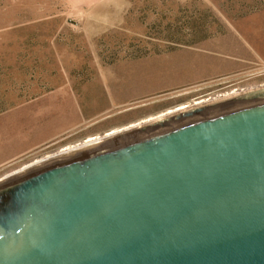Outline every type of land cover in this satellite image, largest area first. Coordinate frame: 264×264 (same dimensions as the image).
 Masks as SVG:
<instances>
[{
	"label": "water",
	"instance_id": "1",
	"mask_svg": "<svg viewBox=\"0 0 264 264\" xmlns=\"http://www.w3.org/2000/svg\"><path fill=\"white\" fill-rule=\"evenodd\" d=\"M155 120L1 182L0 264H264V85Z\"/></svg>",
	"mask_w": 264,
	"mask_h": 264
},
{
	"label": "rangeland",
	"instance_id": "2",
	"mask_svg": "<svg viewBox=\"0 0 264 264\" xmlns=\"http://www.w3.org/2000/svg\"><path fill=\"white\" fill-rule=\"evenodd\" d=\"M262 15L264 0H0V183L90 137L264 85L255 59L227 66L211 50L232 20Z\"/></svg>",
	"mask_w": 264,
	"mask_h": 264
},
{
	"label": "crops",
	"instance_id": "3",
	"mask_svg": "<svg viewBox=\"0 0 264 264\" xmlns=\"http://www.w3.org/2000/svg\"><path fill=\"white\" fill-rule=\"evenodd\" d=\"M246 24L251 25V28L247 30L242 28V26ZM230 25L234 26L232 28L233 30L228 31L225 35L217 39L219 43L213 45L211 50L215 49L217 51H222L226 59L225 65L227 66H243L242 63L248 61L250 58H253V61L255 59L256 63L264 65V15L255 21L236 18L231 21ZM198 54L199 56H197L196 59L199 60L201 67L204 66L208 60L212 61V56L210 57L203 53ZM205 55H207L206 58L204 57ZM216 57H221V55ZM233 57L238 59L239 63L235 62L236 64H234V62L230 63L227 61V59H233ZM186 65L182 63V68L188 67Z\"/></svg>",
	"mask_w": 264,
	"mask_h": 264
},
{
	"label": "bare ground",
	"instance_id": "4",
	"mask_svg": "<svg viewBox=\"0 0 264 264\" xmlns=\"http://www.w3.org/2000/svg\"><path fill=\"white\" fill-rule=\"evenodd\" d=\"M234 94H232V95H234ZM227 96H229V95H227ZM201 103H205V102H201ZM186 107H188V106H186ZM186 107L185 106H180V107L176 108L175 110L168 111V112H166V113H164L162 115H159L157 117L149 118V119H147L145 121H141L139 123L129 125L126 128H123V129H120V130L110 131V132H108V133H106L104 135L105 136L104 138H106L105 140H107V139H113L114 137H119V136H122V135L128 136L131 133H133V131H138L139 127L142 130H145L149 126H152L154 124V122L156 121L155 120L156 118L163 117V116H168V115L173 114V113H177L179 111L184 110ZM157 125H160V124H157ZM143 127H145V128H143ZM97 141H98V137H90L86 141H84L83 144L76 145V147H72V148H65L62 151H60V153H57L55 156L53 155V157H51L50 159H47V160H44V161L41 160V162H39V163L31 164L27 168H24L21 174L33 171V170H35V169H37L39 167H43V166L48 165V164H50V163H52L54 161H57V160H60V159L61 160L62 159H66V158L70 157L71 155H75V154L80 153L83 150L90 149V148L92 149L93 147H95V145L97 143H99ZM21 174H18V175H21Z\"/></svg>",
	"mask_w": 264,
	"mask_h": 264
}]
</instances>
